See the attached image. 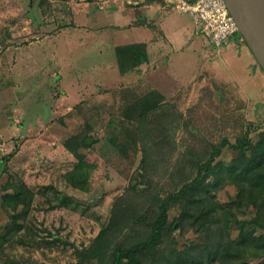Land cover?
I'll return each instance as SVG.
<instances>
[{
	"label": "rangeland",
	"instance_id": "1",
	"mask_svg": "<svg viewBox=\"0 0 264 264\" xmlns=\"http://www.w3.org/2000/svg\"><path fill=\"white\" fill-rule=\"evenodd\" d=\"M175 6V0H0V193L8 180L33 193L0 264L75 262V250L95 238L118 199L128 198L142 159L150 185L130 200L143 210L147 195L163 197L195 176L191 161H205L224 139L254 144L260 137L264 77L242 69L247 59L229 64L222 46L196 34L193 18ZM136 43L145 44L148 60L120 72L115 48ZM229 43L247 46L239 35ZM153 90L164 100L142 138L145 128L121 113ZM84 129L99 142L85 151L88 176L79 189L65 177L78 160L64 141ZM136 130L137 146L122 148ZM239 153L224 146L214 164L229 165ZM215 193L238 225L264 233L254 214L236 204L234 185ZM62 195L77 208L57 206L54 197ZM8 212L0 210L1 226L11 221ZM178 214L172 208L169 220ZM175 225L180 243L193 238L188 230L181 237ZM237 230L233 224L232 237Z\"/></svg>",
	"mask_w": 264,
	"mask_h": 264
},
{
	"label": "trees",
	"instance_id": "2",
	"mask_svg": "<svg viewBox=\"0 0 264 264\" xmlns=\"http://www.w3.org/2000/svg\"><path fill=\"white\" fill-rule=\"evenodd\" d=\"M115 56L122 73L148 60L144 43L119 45L115 48ZM163 100L164 97L153 90L124 108L121 115L126 121H135L145 128L151 112L157 110ZM88 131L84 129L64 141L65 147L78 160L76 167L65 177L71 186L79 189H85L88 176L85 151L99 142ZM142 132V138L150 136L146 128ZM138 134V130L133 136L127 133L129 143H122V148L129 144L136 147ZM109 141L113 144L114 139ZM224 146L240 153L229 165L221 161L214 164V155H220ZM214 149L205 161H191L197 165L195 176L184 179L163 197L147 195L143 210L141 206L145 204L130 200L132 194L140 198L145 196L142 192L150 185L146 162L142 159V170L139 167L138 176L129 180L128 198L114 203L95 238L87 246L76 249V261L68 264H264V233L256 234L253 226L246 229L238 225L231 208L224 207L215 193L224 186L234 185L236 204L252 212L255 222L264 227V131L254 144L248 137L237 138L234 143L224 139ZM10 156L11 153L6 160ZM1 190L0 210H8L11 221L0 225V252L22 229L18 218L25 219L33 198L32 191L22 182L8 180ZM54 199L57 206L77 208L64 195ZM172 208H178L179 214L170 221L168 213ZM176 222L181 237L188 230L193 233V238L183 243L176 240ZM233 224L238 227L235 237L231 235Z\"/></svg>",
	"mask_w": 264,
	"mask_h": 264
},
{
	"label": "built area",
	"instance_id": "3",
	"mask_svg": "<svg viewBox=\"0 0 264 264\" xmlns=\"http://www.w3.org/2000/svg\"><path fill=\"white\" fill-rule=\"evenodd\" d=\"M176 12L189 14L197 25L196 34L204 35L217 48L239 33L225 0H175Z\"/></svg>",
	"mask_w": 264,
	"mask_h": 264
},
{
	"label": "water",
	"instance_id": "4",
	"mask_svg": "<svg viewBox=\"0 0 264 264\" xmlns=\"http://www.w3.org/2000/svg\"><path fill=\"white\" fill-rule=\"evenodd\" d=\"M258 65L264 72V0H225ZM177 225H174L176 228Z\"/></svg>",
	"mask_w": 264,
	"mask_h": 264
},
{
	"label": "crops",
	"instance_id": "5",
	"mask_svg": "<svg viewBox=\"0 0 264 264\" xmlns=\"http://www.w3.org/2000/svg\"><path fill=\"white\" fill-rule=\"evenodd\" d=\"M167 15L168 14H165L164 17H166ZM159 26H160V24H159ZM160 28L164 32V29L162 27H160ZM221 54H223V56H227L226 61L228 60L229 64L234 65V66H236L238 59H247V63H246L247 66L246 67L243 66L242 69L243 70L247 69L248 71H250V69L253 70V68H255L254 69V73H256L257 75L258 74H262L261 78L264 77V72L262 71L261 67H259V65L255 67L254 64H256L257 61L252 56V52L250 51V49L247 46H243L242 45V46L238 47L237 45H234L232 43H228V44L222 45ZM249 67H250V69H249ZM260 69H261V71H260ZM258 72H260V73H258ZM249 76H251V75H249ZM249 79L250 78H246V80H247L246 82L247 83L250 82ZM237 86H238V91L241 94H243L244 91H242V89L240 88V85L237 84ZM246 87L250 88L248 86H246ZM243 96H245V95L243 94Z\"/></svg>",
	"mask_w": 264,
	"mask_h": 264
}]
</instances>
